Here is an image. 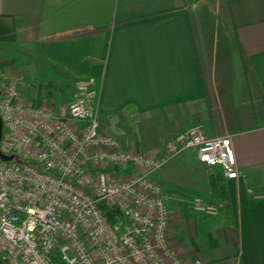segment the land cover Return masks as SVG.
Segmentation results:
<instances>
[{
  "label": "crops",
  "instance_id": "obj_1",
  "mask_svg": "<svg viewBox=\"0 0 264 264\" xmlns=\"http://www.w3.org/2000/svg\"><path fill=\"white\" fill-rule=\"evenodd\" d=\"M89 79L125 150L160 158L191 126L230 138L236 179L192 150L151 174L168 246L187 262L264 264V0H0V87L14 82L20 105L65 115Z\"/></svg>",
  "mask_w": 264,
  "mask_h": 264
},
{
  "label": "built area",
  "instance_id": "obj_2",
  "mask_svg": "<svg viewBox=\"0 0 264 264\" xmlns=\"http://www.w3.org/2000/svg\"><path fill=\"white\" fill-rule=\"evenodd\" d=\"M18 96L14 82L0 87V264H203L168 246V202L151 174L192 150L200 164L236 179L229 137L207 138L191 126L162 157H150L102 131L94 79L78 83L65 115L24 107ZM192 202L195 212L216 216L200 198Z\"/></svg>",
  "mask_w": 264,
  "mask_h": 264
},
{
  "label": "trees",
  "instance_id": "obj_3",
  "mask_svg": "<svg viewBox=\"0 0 264 264\" xmlns=\"http://www.w3.org/2000/svg\"><path fill=\"white\" fill-rule=\"evenodd\" d=\"M234 47H235L237 55L240 56L241 60L243 61V64L245 65V69H246V63H244V61H245L244 55H243L241 47H240V45L236 39L234 40Z\"/></svg>",
  "mask_w": 264,
  "mask_h": 264
},
{
  "label": "rangeland",
  "instance_id": "obj_4",
  "mask_svg": "<svg viewBox=\"0 0 264 264\" xmlns=\"http://www.w3.org/2000/svg\"><path fill=\"white\" fill-rule=\"evenodd\" d=\"M114 169H116V167H114ZM101 208H102V210L104 211V213H105V212H109V213H111V212L114 211V209H113L111 206H108V205H106V204H101Z\"/></svg>",
  "mask_w": 264,
  "mask_h": 264
},
{
  "label": "water",
  "instance_id": "obj_5",
  "mask_svg": "<svg viewBox=\"0 0 264 264\" xmlns=\"http://www.w3.org/2000/svg\"><path fill=\"white\" fill-rule=\"evenodd\" d=\"M1 135H2V121H1V118H0V140H1ZM3 160L5 161H11V157H5V156H1Z\"/></svg>",
  "mask_w": 264,
  "mask_h": 264
}]
</instances>
